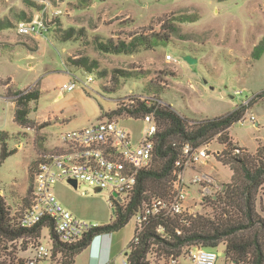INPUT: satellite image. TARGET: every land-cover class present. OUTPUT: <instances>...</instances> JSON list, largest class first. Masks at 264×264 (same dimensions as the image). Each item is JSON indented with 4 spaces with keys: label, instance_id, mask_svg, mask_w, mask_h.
I'll return each instance as SVG.
<instances>
[{
    "label": "rangeland",
    "instance_id": "374dc122",
    "mask_svg": "<svg viewBox=\"0 0 264 264\" xmlns=\"http://www.w3.org/2000/svg\"><path fill=\"white\" fill-rule=\"evenodd\" d=\"M39 18L55 25L51 29L44 26L36 34L18 32L19 22ZM183 18L189 20H180ZM0 20L11 24L0 30V158L2 140H7L8 149H17L0 163V190L13 212L21 208L33 184L28 171L31 163L49 147L60 145V136L66 131L110 118L139 138L142 120L124 113L111 115L133 96H160L192 120L225 115L245 105L244 119L231 126L230 134L251 152L264 145V97H256L264 90V53L258 59L253 57L256 45L264 39V0H0ZM71 28L74 38L64 40L61 34ZM153 33L166 35L167 42L132 54L106 53L96 47V40L117 42ZM186 54L198 61L189 63ZM85 55L99 63L93 72L69 61V57ZM89 77L93 81L85 84ZM73 80H77L76 87L62 91L63 84ZM34 89L43 94L30 103L34 127L27 128L15 121L16 99L19 92ZM236 90L242 94L236 95ZM251 115L255 121L250 120ZM45 122L48 125L37 127ZM205 146L210 155L185 173L187 178L210 174L215 178L212 185L223 191L232 171L215 154L224 145L214 139ZM197 187L189 191L187 201L199 214L214 216L209 202L198 198ZM54 192L78 218L97 224L114 220L107 191L83 183L75 188L62 181ZM257 208L264 217V187ZM136 224L133 217L115 233L120 248L112 264H122ZM47 241L42 238L43 244ZM21 244V240L14 241L9 251L29 264L33 245L22 250ZM217 249L224 250L225 243ZM187 253L184 251L182 264H193ZM76 260L83 263V253ZM38 264L64 263L56 255ZM217 264H227L225 257L220 256Z\"/></svg>",
    "mask_w": 264,
    "mask_h": 264
},
{
    "label": "trees",
    "instance_id": "16d2710c",
    "mask_svg": "<svg viewBox=\"0 0 264 264\" xmlns=\"http://www.w3.org/2000/svg\"><path fill=\"white\" fill-rule=\"evenodd\" d=\"M54 25L55 22H44L48 29ZM10 26V22L0 20V30ZM61 35L64 40H70L74 38L75 29H68ZM167 40L166 35L158 33L151 36L138 34L130 40L123 39L117 42L113 39L107 42L96 40V47L106 53L132 54L141 48H151ZM263 53L264 39L256 45L253 57L258 59ZM69 61L88 72H93L99 65L97 60L86 55L69 57ZM101 75L104 73L101 72ZM42 94L39 89L19 92L16 99L15 121L23 127H34V120L30 117L32 112L30 103L37 101ZM256 97H264V90L258 92ZM247 109V106L239 105L225 115L192 120L163 101L160 96L154 99L133 96L120 104L111 115L124 113L133 118H140L148 113L155 115L158 131L154 137L152 164L149 169L141 171L136 192L126 206L118 199L110 197L114 220L96 226L87 237L76 244L66 245L56 241L54 255L60 253L64 264H73L77 255L91 244L96 235L124 228L144 201L152 197L170 200L175 193L177 173L184 162L183 146L187 143L196 147L205 146L216 139L224 145V149L215 156L230 167L232 177L224 191L219 192L216 197L205 198L213 207L214 216L199 213L195 215L161 213L150 217L144 223L137 240L134 237L128 245L127 262L150 264L148 255L152 251H163L179 256L186 250L189 253L194 246L217 249L220 243L224 242L225 249L221 256L225 257L227 264L230 262L264 264V217L257 208V200L264 187V145L259 144L256 151L251 152L248 148L239 146L230 134L231 126L244 119ZM45 125H48V122L37 127ZM1 144L0 163L17 151L8 149L7 140H2ZM45 152L41 153L29 167L28 171L33 180ZM32 191L33 184L22 199L21 208L14 212L0 192V257H2L0 264L25 263L23 259H17L12 250L9 251L14 241H22V250L28 249L30 244L34 247L38 243L42 225L26 228L20 224L22 214L31 205ZM50 225L53 229V222H50Z\"/></svg>",
    "mask_w": 264,
    "mask_h": 264
},
{
    "label": "built area",
    "instance_id": "2783aa9c",
    "mask_svg": "<svg viewBox=\"0 0 264 264\" xmlns=\"http://www.w3.org/2000/svg\"><path fill=\"white\" fill-rule=\"evenodd\" d=\"M43 28L44 21L41 18L21 21L17 25L18 32L22 34H36L43 31ZM168 58L172 59V56ZM91 81L93 78L89 77L85 84ZM76 85L77 80H73L64 83L61 89L71 91ZM235 94H242V90H236ZM134 119L143 121L139 138H134L117 120L106 118L82 128L66 131L60 136V147L43 154V160L34 176L31 205L20 218L21 226L26 228L42 225L38 243L32 247L34 255L29 258V264H38L39 260L61 255H54L56 241L66 245L76 244L100 225L78 218L66 208L54 192L56 184L66 181L75 187L70 182L75 179L77 187L83 183L95 190L100 188V191H107L109 198L118 199L122 205L126 206L130 202L136 192L141 171L149 169L152 164L154 137L158 131L153 113ZM250 120L255 121V116L251 115ZM209 155L207 146L196 147L190 143L183 146L184 162L177 173L174 196L170 200L152 197L142 203L134 216L137 222L135 240L144 223L152 216L161 213L197 214L187 202L191 186H202L203 200L206 197H216L217 193L222 191V188L212 185L214 179L209 174H197L191 178L185 175L188 167L203 162ZM86 192L88 190H83V193ZM50 222H53V229ZM44 230H48V233L45 234ZM42 238L48 239L46 244H43ZM183 254L184 252L176 256L163 251H152L148 255V261L150 264H182L180 258ZM187 256L193 264H217L221 255L219 249L194 246ZM122 264H128L126 256Z\"/></svg>",
    "mask_w": 264,
    "mask_h": 264
},
{
    "label": "crops",
    "instance_id": "0c3cea01",
    "mask_svg": "<svg viewBox=\"0 0 264 264\" xmlns=\"http://www.w3.org/2000/svg\"><path fill=\"white\" fill-rule=\"evenodd\" d=\"M31 119H34L31 117ZM41 122V121H39ZM256 123H258L256 121ZM259 125V123H258ZM33 129V128H32ZM60 145H57V146H51L49 147L46 152L50 151V150H55L57 148H59ZM35 159V158H34ZM33 159V160H34ZM195 168V167H194ZM186 175V173H185ZM194 175H197V174H194ZM193 175V176H194ZM200 175V174H198ZM210 175V174H209ZM212 176V175H210ZM187 177V175H186ZM192 177V176H191ZM191 177H188V178H191ZM213 177V176H212ZM214 178V177H213ZM215 180V178H214ZM198 185V184H196ZM196 185H193L190 187L189 191ZM198 185L197 187V191L199 193L198 195V198H201L202 196V192H201V188L202 186ZM0 192L4 195V193L0 190ZM5 196V195H4ZM6 198V197H5ZM7 200V199H6ZM198 200V199H196ZM188 202V201H187ZM9 204V203H8ZM188 205L191 206L188 202ZM192 207V206H191ZM101 225V224H100ZM135 233H136V228H135ZM115 232H112V233H104V234H99V235H96L91 244L84 250L82 251L81 253H83L84 255V260H83V263L81 264H112V258L115 254V251L118 250L120 247L118 246L117 242H116V239H115ZM135 233H134V237H135ZM133 237V238H134ZM123 248L121 247V250ZM223 250H219V252H222ZM80 253V254H81ZM78 256V255H77ZM126 256V251L124 253V257ZM183 256H181L180 259H183ZM77 258V257H76ZM75 258V261L73 264H79V262H77ZM46 259H50V258H46ZM46 259H42V260H46ZM42 260H39L38 263ZM182 263V262H181Z\"/></svg>",
    "mask_w": 264,
    "mask_h": 264
},
{
    "label": "water",
    "instance_id": "95a60500",
    "mask_svg": "<svg viewBox=\"0 0 264 264\" xmlns=\"http://www.w3.org/2000/svg\"><path fill=\"white\" fill-rule=\"evenodd\" d=\"M184 58H185V60H187L189 63H195V62H197L198 61V59L197 58H195L193 55H191V54H186L185 56H184ZM256 125L258 126V123H256ZM70 182H71V184H73L75 187H77V180H75V179H71L70 180ZM226 187H227V184H225L224 185V187H223V191L226 189ZM97 191H100V188H97L96 189ZM115 195H117V194H115ZM119 199H121L120 197H119ZM220 255H222V252H220Z\"/></svg>",
    "mask_w": 264,
    "mask_h": 264
}]
</instances>
